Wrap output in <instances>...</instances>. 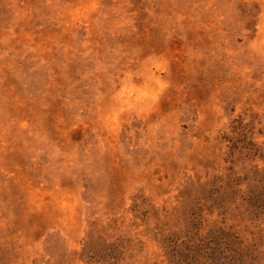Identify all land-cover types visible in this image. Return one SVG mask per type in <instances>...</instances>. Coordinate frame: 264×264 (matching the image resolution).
<instances>
[{"label": "rangeland", "instance_id": "374dc122", "mask_svg": "<svg viewBox=\"0 0 264 264\" xmlns=\"http://www.w3.org/2000/svg\"><path fill=\"white\" fill-rule=\"evenodd\" d=\"M0 264H264V0H0Z\"/></svg>", "mask_w": 264, "mask_h": 264}]
</instances>
